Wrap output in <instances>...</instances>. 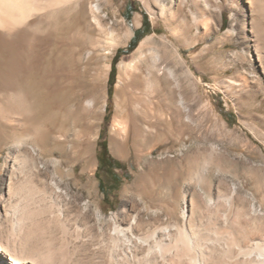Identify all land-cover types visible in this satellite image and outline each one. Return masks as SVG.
Segmentation results:
<instances>
[{
  "label": "rangeland",
  "instance_id": "1",
  "mask_svg": "<svg viewBox=\"0 0 264 264\" xmlns=\"http://www.w3.org/2000/svg\"><path fill=\"white\" fill-rule=\"evenodd\" d=\"M161 1L166 5V14L173 12L178 3ZM144 4L143 0L104 4L105 20L112 25L123 20L134 31L142 25L144 12L151 26L131 51H125L131 37L114 47L115 52L124 49L116 64L137 56L136 47L147 35H151L152 45L160 36L172 37L165 21L153 12L157 10L154 3L151 9ZM136 14L140 15L139 26L132 25ZM255 16L261 24L259 30L264 32V11ZM209 23L210 33L196 46L180 48L194 72L187 90L188 121L184 120V112L180 111L179 119L169 107L170 87L177 99L185 92L178 67L174 69L179 74L177 87L172 81H162L153 91L143 63L138 62V70L128 78L119 74L115 64L109 88V74L102 81L95 80L92 70L85 72L77 64L73 49L82 32L72 23L64 22L50 32L39 33L42 40L34 39L33 31L0 32V102L16 109L10 120L0 116V195L6 174L12 170L8 166L12 155L9 146L12 140L21 139L17 132L27 120L30 132L23 135V150L36 154L37 165L47 175L62 174L58 185L78 201L89 203L94 199L104 215L134 204L144 216L161 214L166 224L187 227L190 221L197 239L222 247L210 250L213 254L209 253L207 264H235L236 259L241 260L231 251L236 239L253 237L264 242V75L248 56L239 26L225 37L231 25L227 8L221 11L220 26L215 19ZM209 45L213 48L207 49ZM19 64L30 67L27 78L19 76ZM22 88L26 97L17 108V92ZM88 100L94 103L89 106ZM222 108L234 115L230 117L233 123L221 114ZM114 126L123 145L121 157L115 156L109 146ZM101 141L124 169H110L109 173L105 168L98 169L100 159L107 160L99 154ZM28 170L24 166L13 174L21 180L28 177ZM113 174L121 183L116 189H108ZM89 179L96 185L97 195ZM134 181V190L122 196V188ZM17 192L13 201L17 207L42 208L39 196L27 197L22 185ZM173 195L179 200L177 211L168 199ZM168 210L175 211L171 218L163 214ZM0 228L6 234L9 226L2 224Z\"/></svg>",
  "mask_w": 264,
  "mask_h": 264
},
{
  "label": "bare ground",
  "instance_id": "2",
  "mask_svg": "<svg viewBox=\"0 0 264 264\" xmlns=\"http://www.w3.org/2000/svg\"><path fill=\"white\" fill-rule=\"evenodd\" d=\"M143 1L148 9L154 3L157 10L153 12L165 21L172 37L160 36L152 45L151 35H147L136 47L137 56L129 61L121 59L116 65L119 74L128 78L138 70V62L140 65L143 63L147 83L153 91L158 90L162 81H172L177 87L179 74L174 69L178 67L185 83L184 95L177 99L175 91L169 88V107L176 117L179 118L182 111L185 113L184 120L188 121L187 90L194 77L180 48L194 47L208 35L210 20L215 19L220 26L224 8L230 11L231 18L225 37H230L234 26H239L248 56L255 60L259 72L264 75V32L259 30L261 24L255 16L256 13H263L264 0H178L170 14H166V5L161 0ZM112 2L114 0H0V32L7 35L33 31L34 39L42 40L39 33L50 32L64 22H70L82 32L81 40L73 49L77 64L85 72L92 70L95 80L102 81L108 77L114 47L123 44L133 34L123 20H116L114 25L105 20L104 4ZM132 25H141L139 14L134 16ZM212 48V45L207 46V49ZM29 68L28 64H19V76L27 78ZM22 89L17 92V108L23 105L21 103L26 97ZM86 103L90 106L94 102L88 100ZM15 110L12 105L0 102V116L6 120L12 118ZM152 123H157V119ZM22 125L17 132L21 139L12 140L9 146L12 155L9 156L8 166L12 170L6 174L4 192L0 195V227L2 224L9 226L6 234L0 228V264H89L85 262H90L88 259L99 264H207L210 250L215 252V249L222 248L217 244L214 248L208 241L197 239L196 232L189 227L190 221L187 227H180L177 223L166 224L161 214L144 216L134 204L124 205L120 210L104 215L94 199H90L89 203L78 201L58 185L62 174L47 175L37 165L36 154L32 150H23V135L30 132V124L26 120ZM111 131L110 149L115 156L121 157L123 145L117 136L118 130L114 126ZM52 161L57 165L60 163L55 159ZM24 166L29 168L28 177L20 180L13 171ZM87 181L97 195L92 179ZM21 185L27 197L39 196L43 201V204L39 202L42 208L37 205L19 208L16 202V206L13 204L14 195ZM135 187L136 181L123 187L121 195L126 196ZM168 199L176 210L179 207L177 196H169ZM174 210L164 211L163 214L171 218ZM44 213L48 216L43 217ZM181 214L187 216L184 212ZM252 238L242 240L235 237L231 251L242 257L239 261L236 259L235 264H264V242ZM226 249L230 248L226 246Z\"/></svg>",
  "mask_w": 264,
  "mask_h": 264
},
{
  "label": "trees",
  "instance_id": "3",
  "mask_svg": "<svg viewBox=\"0 0 264 264\" xmlns=\"http://www.w3.org/2000/svg\"><path fill=\"white\" fill-rule=\"evenodd\" d=\"M150 27L151 26H150V22L148 20L147 14L142 12V25L140 27L134 29L133 34H132V36H131L128 44H127L125 51L128 52V51H131L132 49H134V47L138 43L139 39L142 37V33H144L147 29H150ZM123 51H124L123 48H118L116 50L113 58H112L111 68H110L109 77H108L109 88L112 85V78L114 76L116 61ZM220 111H221V114L224 116V118H226V120L229 123H233V121L230 120V117H232V118L234 117L233 114L226 112L223 108ZM104 118L105 119L107 118V114L105 115ZM99 146H100V152H99L100 156L101 157L105 156L107 158V160L100 159L98 169L105 168L107 173L110 172V169H112V170H115L116 168L124 169V164H122V163H120V162H118V161H116L110 157L104 141H101L99 143ZM118 177L119 176L117 174L111 175V183H110L108 189H116V187L121 183V181L118 179ZM102 184H103V180L100 179L99 180L100 188L102 187Z\"/></svg>",
  "mask_w": 264,
  "mask_h": 264
}]
</instances>
